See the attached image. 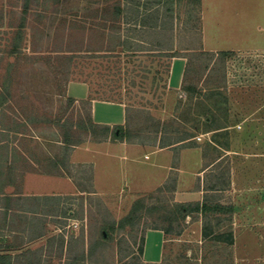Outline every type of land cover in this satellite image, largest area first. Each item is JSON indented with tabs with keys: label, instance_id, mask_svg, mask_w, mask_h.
<instances>
[{
	"label": "rangeland",
	"instance_id": "374dc122",
	"mask_svg": "<svg viewBox=\"0 0 264 264\" xmlns=\"http://www.w3.org/2000/svg\"><path fill=\"white\" fill-rule=\"evenodd\" d=\"M115 1L0 0V264H264V67L247 58L264 52L202 51L197 0H119L117 18ZM70 81L127 106L132 141L80 129ZM203 195L232 213L164 219ZM139 197L152 213L100 240Z\"/></svg>",
	"mask_w": 264,
	"mask_h": 264
},
{
	"label": "crops",
	"instance_id": "0c3cea01",
	"mask_svg": "<svg viewBox=\"0 0 264 264\" xmlns=\"http://www.w3.org/2000/svg\"><path fill=\"white\" fill-rule=\"evenodd\" d=\"M202 34L201 49L207 53L257 51L264 52V0H201ZM185 63L182 65V75ZM181 82V81H180ZM82 83V82H80ZM84 96L68 95L67 98L85 100L88 94L87 84H83ZM90 105V115L96 124L114 126L125 124V109L119 105L115 111L122 112L121 119L112 122L94 119V105ZM103 108L107 103H102Z\"/></svg>",
	"mask_w": 264,
	"mask_h": 264
},
{
	"label": "trees",
	"instance_id": "16d2710c",
	"mask_svg": "<svg viewBox=\"0 0 264 264\" xmlns=\"http://www.w3.org/2000/svg\"><path fill=\"white\" fill-rule=\"evenodd\" d=\"M199 4H201V0H197ZM27 5L23 6L22 15L23 19L25 18V14L27 13ZM112 8V13L115 18L120 16L123 12V9L121 7L120 1L117 0L114 2ZM21 27H24V24L21 23ZM17 45L15 44V48ZM13 49H15L12 46ZM170 57L178 58L182 57L179 55V53H170ZM222 56L228 57L232 55L231 52H220L219 53ZM69 61L73 58V55L71 57H65ZM184 75V73H183ZM91 101H82L87 102L85 103L90 107ZM66 102L68 105H71L73 102H75L72 98H66ZM128 107H125V124L123 125H114L112 127L107 125H101L96 124L92 121L91 115H90V108L89 112L86 114V116L80 118L78 121L79 128L82 129L85 133H88V135L96 139H107L111 142H129L132 141L134 138V134L132 131V128L129 123V110ZM63 144L66 147H69L70 144V138L68 135L63 136ZM9 200V199H6ZM153 207L147 202V199L144 197H139L136 199L128 213L123 216L118 221L112 220V221H103L101 223V232L99 239H107L109 236H111L113 233L122 232L125 230L133 229L136 227L142 219H144L148 214H151L153 211ZM232 206H226L220 203H210L208 202L205 195H203V199L201 201H188V202H178L173 203L171 205V209L167 214L164 216V219L168 221L169 225L172 226L174 222L179 220H185L187 217L190 219L193 218L194 215H221V214H230L232 213ZM163 230V229H162ZM164 233L168 234L169 229H164ZM9 255L0 254V260L8 258Z\"/></svg>",
	"mask_w": 264,
	"mask_h": 264
},
{
	"label": "bare ground",
	"instance_id": "6f19581e",
	"mask_svg": "<svg viewBox=\"0 0 264 264\" xmlns=\"http://www.w3.org/2000/svg\"><path fill=\"white\" fill-rule=\"evenodd\" d=\"M183 63H184L183 58H175V62L172 68V75H171V83L173 86H177L180 82ZM68 84H69V89H68L69 96L76 98L84 96V88H85V86L83 85L84 83L70 81ZM121 116H122L121 111L118 112V111H113L111 109L105 110L101 102L96 101L94 105L95 120L105 119L108 121L115 122L121 119ZM156 246H157L156 234H154V231L149 230L148 235L146 237L145 248H144V256L146 259L150 258Z\"/></svg>",
	"mask_w": 264,
	"mask_h": 264
},
{
	"label": "built area",
	"instance_id": "2783aa9c",
	"mask_svg": "<svg viewBox=\"0 0 264 264\" xmlns=\"http://www.w3.org/2000/svg\"><path fill=\"white\" fill-rule=\"evenodd\" d=\"M247 56H249L247 58L250 59L256 67H264V53H253Z\"/></svg>",
	"mask_w": 264,
	"mask_h": 264
}]
</instances>
